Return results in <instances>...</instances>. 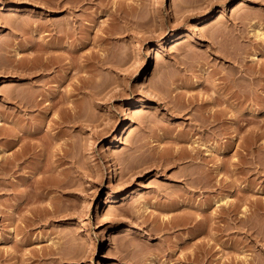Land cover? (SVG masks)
Listing matches in <instances>:
<instances>
[{"label": "rangeland", "instance_id": "374dc122", "mask_svg": "<svg viewBox=\"0 0 264 264\" xmlns=\"http://www.w3.org/2000/svg\"><path fill=\"white\" fill-rule=\"evenodd\" d=\"M182 263L264 264V0H0V264Z\"/></svg>", "mask_w": 264, "mask_h": 264}, {"label": "bare ground", "instance_id": "6f19581e", "mask_svg": "<svg viewBox=\"0 0 264 264\" xmlns=\"http://www.w3.org/2000/svg\"><path fill=\"white\" fill-rule=\"evenodd\" d=\"M223 55H224V53H222ZM237 54V53H236ZM226 55H228L227 53H226ZM230 55H232V53L230 54ZM149 56H151V51H149ZM238 55H235V54H233V57H232V59H231V57L228 55V57H230L229 59L230 60H233V63H234V61H235V63H236V61L239 63V57H237ZM239 56H240V54H239ZM226 57V56H225ZM227 57V58H228ZM241 58V57H240ZM48 61V58H45V61ZM241 61V60H240ZM238 63H236V64H238ZM240 64V63H239ZM241 66V65H240ZM41 67H42V65H41ZM45 67V66H44ZM44 67H42V71H43V68ZM45 70H47L46 69V67H45ZM23 99H25V98H23ZM22 98H21V100H23ZM25 101V100H24ZM22 102V101H21ZM20 102V103H21ZM26 102V101H25ZM25 102L23 103V105L25 104ZM31 104V103H30ZM26 105V104H25ZM141 107H144V105L143 104H141L140 105ZM211 116V115H210ZM212 117H214V114H213V116ZM211 117V118H212ZM222 120L223 119H221V122H222ZM209 122H211V121H209ZM23 127V126H22ZM22 127H20L19 129H11L10 130V132L9 133H7V135H6V137L7 138H11V145H16V143H18V142H20L21 140H27V139H30L29 141L30 142H28V140L27 141H25L26 142V144H25V142H24V144H23V146H21L20 148V152H18L21 156L20 157H22L21 158V160H23V162H24V159H23V157H26L27 155H23V153H24V151H25V153L27 154L28 152L30 153V154H33V152H34V148L36 147V144L35 143H31V142H33V139H32V137H36L37 135V132H38V130H33V132H24V129L25 128H22ZM9 130V129H8ZM17 130H19V131H17ZM6 132V131H5ZM17 133L19 134V135H17ZM40 133V132H39ZM17 135V136H16ZM36 135V136H35ZM12 139H14V140H12ZM32 139V140H31ZM10 145V144H9ZM6 147H9L8 145L6 146ZM13 147V146H12ZM11 147V148H12ZM10 148V149H11ZM27 150H29L28 152H27ZM192 150V149H191ZM16 153H17V151H16ZM18 153L17 154H15L14 153V155L12 154L11 156H6V157H4V162H3V164H2V167H1V175H3L4 176V178L5 177H8L9 175L11 176V174L12 173H16V172H18V171H20L21 172V166H22V161H21V163H19L18 161H20V157L18 158ZM28 153V154H29ZM31 156V155H30ZM191 157L192 156H194V155H190ZM190 157V158H191ZM199 157V156H198ZM194 158V157H193ZM193 158H191V159H193ZM191 159H190V161H191ZM195 159V158H194ZM193 159V160H194ZM198 159H200V157L198 158ZM200 160H203V159H200ZM203 162V161H202ZM205 162V161H204ZM204 164H206V163H204ZM34 167V165L32 166V170H30V171H32L31 173H32V175H31V177L33 176V177H39V175H40V177L42 178V176H41V174L43 175V173H45L43 170L44 169H42V168H44V167H40V164H35V167ZM206 171V170H205ZM205 171H202L201 173H199V174H204L203 172H205ZM30 178L31 180L32 179H34V178ZM38 177H37V179L35 178L34 180H32V181H36V180H38ZM39 177V178H40ZM200 177V176H199ZM208 179V181H206ZM206 180H205V182H206V184L207 185H205V183H204V187H208L209 188V184H208V182H210V180H209V178H207ZM6 180V179H5ZM30 182V181H28V182H30V183H32V184H34V185H37V188L39 187L38 186V184H37V181L35 182V183H33V182ZM4 183V182H3ZM29 183V184H30ZM5 184V183H4ZM8 183L6 182V185H7ZM5 186V185H4ZM3 186V187H4ZM31 186V185H30ZM59 186H61V185H59ZM63 186V185H62ZM32 187V186H31ZM8 188V187H7ZM7 188H6V190L5 191H7ZM35 188V187H34ZM59 188V187H58ZM62 188V187H61ZM32 189V188H31ZM30 189V190H31ZM64 189V188H63ZM62 189V190H63ZM34 190L32 189V192H33ZM32 192H31V194H32ZM30 194V195H31ZM30 197V202L29 203H35L37 200H38V194H36V193H34L32 196H29ZM223 203L226 205V201L224 200L223 201ZM23 205V204H22ZM17 209H16V213H17V210L19 211L20 209H21V204L20 205H17V207H16ZM223 208V210H224V207H222ZM32 209H34V208H32ZM31 209V210H32ZM37 209V208H36ZM36 209L35 210H32V211H30L32 214L31 215H33V217H35V215H34V213L33 212H36ZM227 208H225V210H226ZM227 211V210H226ZM225 211V212H226ZM37 213V212H36ZM18 214V213H17ZM22 217V216H21ZM23 218H26L27 219V217H23ZM30 219H28V220H26V221H29ZM24 221V223H25V219L23 220ZM201 221H203V220H201ZM204 222V221H203ZM26 223H28V225L27 226H29V222H26ZM201 224H202V222H201ZM25 225V226H26ZM189 255V254H188ZM188 255H185V256H188ZM190 255H192L191 256V258L194 256L193 254H190ZM185 257H182V260L184 259ZM185 260V259H184ZM186 260H188L189 262H191L192 261V259H190V258H188V257H186ZM180 262V261H179ZM182 262V261H181ZM188 262V263H189ZM185 263H186V261H185ZM185 263H182V264H185ZM193 264V263H192Z\"/></svg>", "mask_w": 264, "mask_h": 264}]
</instances>
